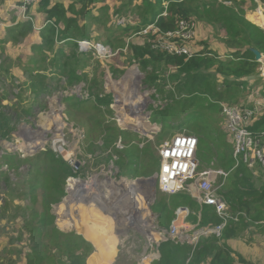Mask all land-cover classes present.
<instances>
[{
	"label": "rangeland",
	"instance_id": "374dc122",
	"mask_svg": "<svg viewBox=\"0 0 264 264\" xmlns=\"http://www.w3.org/2000/svg\"><path fill=\"white\" fill-rule=\"evenodd\" d=\"M167 1L163 0V6ZM39 3V0L33 2L26 14L21 9L23 0H3L0 7V174L2 181L3 176L8 178L13 183L12 187L17 189L14 205L36 209L39 218L31 220L34 225L40 221L46 207L54 219L53 223L48 221L41 229L44 247L36 256L33 254L31 237L23 229L24 219L21 214L18 212L16 215L12 209L8 217L0 218L3 264H27L28 256L36 257L44 264H70L73 254L84 263L86 261V264H150V259L160 258L158 243L166 239L157 231L160 224L157 223L156 215L159 219L160 214L159 204L155 202L163 197L168 200L167 196L173 195L162 192L157 185L156 175L162 164L158 148L175 133L192 134L197 139L196 173L212 171L215 177L213 185L219 191H225L235 170V160L232 139L226 134L222 106L249 105L264 92V81L259 74L229 79V83L231 80L246 83L245 90L229 101L219 99L221 97L216 99L194 95L188 100L183 96L180 102L171 103L157 91L156 86L146 83L152 66L144 70L133 59L134 46L153 43L161 37L156 32L145 31V28L140 31L134 29L142 22L141 13L147 4L144 0H50L49 7L62 4L67 9L74 5L76 11H80L79 14L68 12V16L76 17L79 31L90 38L79 37L73 40L59 39V32L65 27L64 22H58L56 18L49 19ZM199 3L204 12L208 7H214V16L218 13L216 8L227 6L223 13L227 18H232L233 13L242 16L251 8L248 2L242 5L241 2L225 4L220 0H199ZM27 16L33 18L31 27L21 28ZM191 20L197 23V37L188 43L191 53L197 54L206 44L205 49L222 55L221 58L228 57L230 48L223 39L229 35L237 37V32L233 29L229 31L225 22L214 24L197 17ZM41 24L44 26L37 30ZM52 26L56 29L53 35L54 47L62 49L58 56L61 61H68V55L77 51L71 49L74 42L79 44L81 41H90L94 46L100 44L108 51L101 56L97 48L86 50L79 47L80 51H85L78 69L83 74V81L75 85L67 84L66 78L60 75L55 66L51 67L55 53L46 46L43 34L51 35L45 29ZM126 28H130L127 30L129 32H124ZM176 68L171 65L164 72L169 74ZM36 72L40 79L46 77L49 83H46L49 92L41 90L37 96L30 93L27 86L29 81L37 80ZM210 73L214 76V70ZM53 74L60 77L53 80ZM93 79L100 81V87L94 89L98 96L90 88ZM214 84L219 93L227 91L224 77L216 75ZM250 86L254 88L249 89ZM106 96L111 98L108 105L99 102V98ZM233 100L237 101L232 103ZM130 110L138 112L139 123L147 124L139 127L135 125L137 123H133L134 126H122V120H130L132 114L127 117V113H133ZM164 110V114H161ZM165 114L166 121L162 122ZM4 115L15 128L7 135L3 134L2 128ZM181 124L182 129L178 130L176 126ZM261 131L264 132V128L253 130L255 133ZM199 137H203V140L200 141ZM57 138L63 141L56 142ZM111 139L115 141L110 142ZM60 146L66 151H72L74 157L82 163L76 174L82 182L71 183L75 194L78 193L75 197L73 190L71 196L67 190L71 176L66 178L64 193L60 194L57 186L61 181L62 168L46 156L52 150L63 157L62 153H58ZM130 146H137L136 149L140 151L138 165L135 166L139 167L142 175L136 177L123 175L117 163L118 152ZM217 149L222 150L216 152ZM68 155L66 152L65 156ZM222 162L232 167L226 168L221 165ZM249 169L256 171L254 175L257 177L260 172H264L257 167ZM122 179L134 183L146 179L156 182L151 186L141 185L137 190L139 196L136 195L135 200L140 197L138 201H142V205L132 204L134 208H126V195L123 199L115 186ZM195 181L196 177L188 183ZM6 186L3 182L0 185L1 197L8 190ZM81 187L83 190L76 189ZM150 188L152 195H149ZM180 192L187 193L185 190ZM2 205L3 202L0 203V217H3ZM149 205L151 216L146 219L145 225L153 227L154 236L144 231V223L140 220L145 213L144 208ZM227 206L233 216L240 212L238 207L234 208L228 203ZM13 215H16L14 219L9 218ZM244 215H240L238 221H231L225 229L229 227L233 230V239L239 243L243 240L242 248L245 252L253 242L254 246L250 244L253 246L252 251L256 253L257 260L260 259L258 263L264 264V220H251L246 213ZM149 236L153 237L152 240ZM85 241L94 248L96 244L100 247L105 245V258L97 254V248L90 254L92 249ZM189 258L190 254L185 261V254L182 253L177 257L183 264H187ZM210 258L205 264H217L216 261L211 263Z\"/></svg>",
	"mask_w": 264,
	"mask_h": 264
},
{
	"label": "trees",
	"instance_id": "16d2710c",
	"mask_svg": "<svg viewBox=\"0 0 264 264\" xmlns=\"http://www.w3.org/2000/svg\"><path fill=\"white\" fill-rule=\"evenodd\" d=\"M39 4L42 7V10L48 14L49 19L56 18L57 20L63 21L65 27L62 31L59 32V39H77L81 38H90L83 31H79V24L76 17H69L68 12L79 14L80 11L75 9L74 5H70L69 8H65L62 4L54 5L49 7L50 0H39ZM146 2V7L143 13H141L142 22L138 27H135L136 31L146 28L150 24H155L156 27L163 31H173L177 29L180 21L182 20H191L194 17L198 19H205L214 24L226 23L229 31L232 29L235 30L238 34L237 37L227 36L223 39L225 45L230 48L228 57L221 58V55L217 54L213 50L205 49L198 52L192 58L186 56H172L167 54L166 51L151 48L153 43L146 42L141 46H134L133 59H135L143 67L147 69L149 66H152V71L148 74L146 83L149 86H156V89L159 93L165 95L171 103L180 102L183 96H186L187 100L194 95H203L211 98L222 99L229 101L233 96H237V93L243 92L245 90L246 83L244 81L238 82L233 81L229 83V79H235L238 76H256L258 74V68L260 66V61H257L254 53L251 48L260 50L264 54V28L249 21L246 17V12L240 16L233 13L232 18H227L224 16V11L226 7L216 8L217 16H214V7H208L207 11H203L199 0H184V1H171L167 10L166 15H162L164 11L163 0H144ZM3 3V0H0V7ZM213 17L214 19H211ZM31 21H25L21 23V28L31 27ZM54 24V23H53ZM130 28H126L124 32H129ZM49 30L51 35L44 36L46 46H49L52 51L55 53L53 57V66L56 70L59 71L60 75L66 78V82L69 85H75L83 81V74L78 72L79 65L81 64V57L85 55V51H80L79 44L77 42L72 43L71 49H76V52H73L68 55V61H61L58 59L59 54L62 49L60 47H54L53 35L55 34V27L45 29ZM48 32V33H49ZM87 65V64H84ZM176 66V70L169 73L164 72L165 68L169 66ZM214 70V76L211 72ZM140 73V71H138ZM37 80L31 81L29 87L32 88V93L37 96L39 91L49 92V83L47 82L46 77L40 79L38 73H35ZM56 80V77H60L58 74H53ZM224 77V83H226L227 91L225 93H219L217 91V86L214 84L215 76ZM45 83V85L43 84ZM48 83V84H46ZM28 86V85H27ZM170 86L168 89L167 87ZM242 86V88H241ZM100 87V81L98 79H93L90 82V88L95 95L98 96V92H95L94 89ZM99 98V97H98ZM69 99V98H68ZM185 100V102H187ZM111 101L107 96L104 98H99V102L108 105ZM237 100H233L232 103H235ZM30 110V109H29ZM164 111H161V114H164ZM168 112V111H167ZM169 113V112H168ZM165 114L163 121H166ZM13 123V122H12ZM183 124L176 126L178 130L182 129ZM3 134L7 135L8 133L14 131V126L11 124V121L4 115L3 117ZM264 128V117L261 122H259L255 127H251L253 130H258ZM175 130V129H174ZM209 130V129H207ZM208 133V132H207ZM210 134V133H209ZM207 135V134H206ZM118 138V135H117ZM199 140L202 141L203 137H199ZM115 141L111 139L110 142ZM227 142V141H226ZM225 145L223 149H225ZM137 146H130L122 152H118L117 163L120 164L121 169L124 174H130L132 177H136L140 174V170L137 163L139 158V150L136 149ZM132 149V152L129 153V149ZM219 152L221 150L217 149ZM46 156L52 160L53 163L61 166L62 168V177L61 181L58 184V189L60 194L64 193L65 180L69 176H76V173L73 175L71 173L72 167L65 161L61 156L55 154L52 150L46 153ZM10 158H8L9 160ZM20 163H21V159ZM221 165H224L226 168H231L227 165L226 162H222ZM64 167V169H63ZM142 175V174H140ZM3 182L4 185H7V191L4 193L3 197L0 196V203L3 202L2 212L3 217H8L9 211L12 209L15 210L16 215L19 212L24 219V230L29 233L31 241L33 243V254L36 256L43 251L44 241L42 238L41 229L45 227L48 223H53V215L50 213V209L46 207L43 215L40 217V221H37V224L32 223V219L39 218L38 214L34 207L26 206L20 207L19 205H14L17 189L12 187L13 183L9 181L8 178L0 174V185ZM227 189L219 191V195L231 206L238 207V211H242L249 216L251 220H264V172H260L259 176H255L253 171L249 169L244 163H240L232 173L229 179ZM169 197L168 200H165L166 197L155 202L159 204V219L161 228L168 229L172 221L176 218V211L180 207H187L189 209V215L187 222L191 224H197L198 227L212 226L220 222V218L215 212L213 205L205 204L203 207L189 194L184 192L175 193ZM226 203V206H227ZM228 209V206H227ZM16 215H13L9 218L14 219ZM235 233L229 227L225 229L222 237L218 239L215 236L201 238L199 244L196 248L188 242L176 243L172 240L163 241L160 243L158 250L160 252V258L154 259L151 264H183L179 262L177 257L179 253L185 254V261L188 259L189 254L190 258L187 264H202L206 263L209 256H213L211 263L215 260H219V257L222 253V259L224 263L234 264V259L230 257L229 251L230 247L227 245L226 241L234 237ZM223 241V246H218V243ZM86 242V241H85ZM88 247L92 249L90 254L95 251V248L91 243L86 242ZM175 245V246H173ZM220 249V253L215 256L213 253L214 250ZM239 256V261L241 263L245 262V259L242 255ZM1 264V263H0ZM27 264H44L43 261H38L36 257H27ZM70 264H86L78 258L75 254L72 256V261ZM185 264V263H184Z\"/></svg>",
	"mask_w": 264,
	"mask_h": 264
},
{
	"label": "built area",
	"instance_id": "2783aa9c",
	"mask_svg": "<svg viewBox=\"0 0 264 264\" xmlns=\"http://www.w3.org/2000/svg\"><path fill=\"white\" fill-rule=\"evenodd\" d=\"M36 0H23L21 9L23 14L27 13L28 7ZM225 4L240 3L242 0H220ZM25 20L33 21L31 16L25 17ZM149 26L145 31L151 29ZM158 29L154 28V31ZM197 37V23L195 21L183 20L180 22L178 28L173 31H168L164 34L165 40H160V46L167 49L169 52L176 54H186L189 57L192 53L189 51L188 43L195 40ZM81 43V42H80ZM89 45H80L82 49L89 50L97 48L101 56L106 55L105 47L86 41ZM258 72L264 77V59L260 61ZM264 110V95L255 101L252 107L239 109L236 107H224V114L226 116L227 130L232 135L235 142V157H243L245 162L249 165L259 166L264 169V144L261 138H264V133L258 134L249 130L252 120L260 115ZM197 147V139L195 137L178 136L172 142H165L161 149L162 156L161 174H160V189L162 192L174 194L176 192L190 189L188 181L197 177L198 185V202L206 203L215 206L216 214L220 218V222L216 225L198 227V225H190L188 222H179L177 217L183 213L189 215L187 207H180L176 211V218L172 221L168 229L159 228L157 230L160 236L166 237L165 241L172 240L176 243L188 242L193 248H196L201 238L215 236L221 238L225 228L231 221H238L241 214L233 216L227 212L225 201L217 194V187L213 186L214 176L212 171L196 173L197 162L195 161V151ZM63 148V147H59ZM64 149V148H63ZM61 154L62 152H59ZM68 164L73 168V172L77 173L82 163L76 165L79 160L74 157L66 159ZM226 175V174H225ZM77 179L71 176L69 180ZM80 180V179H78ZM67 190L70 196L72 195L73 186L68 184ZM73 190V196L78 195ZM150 203V202H149ZM150 207H148L149 209ZM145 210V209H144ZM150 210V209H149ZM245 216V215H244ZM157 220V217H156ZM158 226V225H157ZM192 231V233H191ZM152 240V239H150ZM163 242V241H162ZM161 242L158 244L160 245ZM154 260V259H153ZM152 260V261H153ZM142 263V262H141Z\"/></svg>",
	"mask_w": 264,
	"mask_h": 264
},
{
	"label": "bare ground",
	"instance_id": "6f19581e",
	"mask_svg": "<svg viewBox=\"0 0 264 264\" xmlns=\"http://www.w3.org/2000/svg\"><path fill=\"white\" fill-rule=\"evenodd\" d=\"M171 1H184V0H168L167 2H166V5L164 6V11H163V13H162V15H166L167 14V10H168V7H169V4H170V2ZM183 21V20H182ZM191 21V20H190ZM193 21V20H192ZM181 22V21H180ZM180 24V23H179ZM149 26H152V28L151 29H149L148 30V32H156L157 33V35H161V37H160V39L158 40V41H155L154 43H153V45H152V47L153 48H158V49H161V50H164V51H166L169 55H172V56H186V57H188V58H192L193 56H195L196 55V53H192V56L191 57H189L188 55H186V54H181V55H179V54H176V53H173V52H169L167 49H165V48H162L161 46H160V43H159V41L160 40H165L164 39V34L166 33V32H163V31H161V30H159L157 27H156V25L155 24H150V25H148L145 29H147ZM154 28H156V29H158L157 31H154ZM178 28V27H177ZM176 30V29H175ZM80 45H84V46H87V45H89L88 43H86V41H81V43H79V47H80ZM188 47V46H187ZM81 48V47H80ZM189 48V47H188ZM189 51H190V49H189ZM191 52V51H190ZM140 92V91H139ZM140 94H143V93H141L140 92ZM264 94H261V95H258L257 97H256V99L255 100H253L252 102H251V104H249V105H247V106H229V107H236V108H239V109H244V108H246V107H252L253 105H254V103H255V101L256 100H258L259 98H261L262 96H263ZM224 107L225 106H222V113H223V116H224V118H225V129H226V134L232 139V143H233V157H234V160H235V168L240 164V163H244L245 165H248V167L249 168H253V167H257V168H259V169H261L259 166H257V165H255V166H250L249 165V163L248 162H245L244 160H243V157H235V142H234V139H233V137H232V135L228 132V130H227V122H226V116H225V114H224ZM128 109H126V111H127ZM130 111H133V113H127V117H129V115H131L129 118H130V120L128 121H123L122 120V122H123V125L122 126H134L133 125V123L135 124V123H137V124H135V125H137V127H139V126H143V125H146L147 123H139L140 121H139V114H138V112L136 111V110H130ZM138 114V115H137ZM262 114H264V110L262 111V113L260 114V115H258V116H256L253 120H252V122H251V124H250V126H249V130H251V131H253L252 129H251V127H252V125H253V123L255 122V120L259 117V116H261ZM141 120V119H140ZM139 125V126H138ZM261 133H264V132H259L258 134H261ZM178 136H186V137H194L192 134H190V133H175V135L169 140V141H166V142H172V141H174L175 139H176V137H178ZM261 140H262V143L264 144V138H261ZM56 142H61V141H63L61 138H57L56 140H55ZM161 147H162V145L158 148L159 149V153H160V149H161ZM58 151L59 152H62V154L64 155L63 156V158L65 159V161L67 162V160L66 159H70V158H73V155L74 154H72L71 152L72 151H66L65 149H63V148H60V149H58ZM196 151H197V147H196ZM196 151H195V158H196ZM67 152V154H70V155H68V156H65V153ZM161 155V154H160ZM161 159H162V156H161ZM68 163V162H67ZM79 163V162H78ZM80 164V163H79ZM79 166V165H78ZM262 171H264V169H261ZM204 172H207V171H204ZM256 172V171H255ZM202 173V172H201ZM77 174V173H76ZM160 174H161V169H160V171H159V173L156 175V179H157V185H158V188L160 189ZM200 174V173H199ZM74 177H76V176H74ZM77 178V177H76ZM138 180V179H137ZM196 180H197V177H196ZM73 182H77V183H81L82 181L81 180H78V179H75V180H69V182H68V184H70L71 185V183L73 184ZM154 182H156V180H149V179H146L145 181H142V180H138V182L137 183H134V181H129V180H126V179H122L120 182H117L116 183V190L118 191V193L119 194H121L122 195V197L123 196H125L126 195V197H125V200H128V202H126V203H124V204H126V208H128V207H132V208H134L133 206H132V204H134V205H142V204H140V202H142V201H138V199L139 200H141V198L140 197H138L137 198V201L139 202V203H136L137 201L135 200V196L137 195V196H139L138 194H136V192H137V190L139 189V187H141V185H152ZM144 183V184H143ZM189 185H190V189L188 190V189H186L185 191L187 192V193H189L197 202H198V194H199V192H198V185H197V181H195L194 183H188ZM92 185H94V184H92ZM214 186V185H213ZM83 187V186H82ZM82 187L81 188H76V189H78L79 191L82 189ZM83 190V189H82ZM150 190V192H149V195H152L151 194V191H152V189L150 188L149 189ZM161 190V189H160ZM78 191V192H79ZM180 192V191H179ZM179 192H176V193H179ZM165 193V192H164ZM169 194V193H168ZM175 194V193H174ZM217 194L219 195V188H217ZM220 196V195H219ZM86 197V196H85ZM152 197V196H151ZM221 197V196H220ZM134 198V201H132L131 202V200ZM123 199H124V197H123ZM223 199V198H222ZM224 200V199H223ZM225 201V200H224ZM199 203V202H198ZM119 204V203H118ZM144 204V203H143ZM206 203H199V205L201 206V207H203L204 205H205ZM225 204H226V202H225ZM125 208V207H124ZM214 208H215V206H214ZM145 210H144V215H142L141 217H140V220L142 221V223H144L143 225H144V231L146 232V233H148V234H151L152 236H154V231H153V227L151 228V227H148V226H146L145 225V223H146V219L147 218H149L150 216H151V211L148 209V207L146 206V208H144ZM215 210H216V208H215ZM227 212H229L228 211V209H227ZM230 213V212H229ZM238 214H241V215H244L245 213L244 212H242V211H240ZM144 220H145V222H144ZM153 226V225H152ZM150 235V236H151ZM149 236V237H150ZM159 237V236H158ZM157 237V238H158ZM151 239L153 238V237H150ZM155 238V237H154Z\"/></svg>",
	"mask_w": 264,
	"mask_h": 264
},
{
	"label": "crops",
	"instance_id": "0c3cea01",
	"mask_svg": "<svg viewBox=\"0 0 264 264\" xmlns=\"http://www.w3.org/2000/svg\"><path fill=\"white\" fill-rule=\"evenodd\" d=\"M247 2L251 4L250 10L246 12L247 19L249 21H251V22H253V23H255V24H257V25H259V26L264 28V0H242L241 1L242 5L248 4ZM25 21H27V20H25ZM43 26H44V24H41L39 26L40 28L37 29V30H41ZM200 26H201V23H199L198 28H200ZM200 51L201 50H198V52H200ZM221 57H222V55H221ZM258 74H259V77L264 81V77H262L259 72H258ZM30 82L31 81H29V83ZM29 83L27 85H28V89L30 90V93H31L33 90H32L31 87H29ZM247 88H248V86H247ZM253 88L254 87H251V86L249 87V89H253ZM262 94H264V92ZM263 117H264V114L259 116L255 120V122L253 123L252 127H255V125H257L259 122H261ZM246 166H248V165H246ZM253 173L256 174L255 172H253ZM149 207L151 209L150 205H149ZM156 217H157V223H158L159 222L158 221V216L156 215ZM187 218H188V215H186V213H183L182 215H180V217H177V219L180 220V222H183V221L187 222ZM189 224L192 225V226L196 225V224L193 225L191 223H189ZM158 227L161 228L160 226H158ZM203 238H205V237H203ZM218 239H220V238H218ZM223 243H225V242L220 241L218 243V246L222 247ZM226 243L231 249L228 253H229L230 257L234 259V264H260V263H258V260H260V259L257 260L256 253L254 251H252V247L255 245L253 242L250 243L253 246H251L250 244H249V246H247V248H248V250H250V252L248 250L246 252H245V250H243V248H242L243 240H241V243H239V241L237 239H233V237H232V238L228 239L226 241ZM1 246H2V249H3V245H1ZM4 247H5V245H4ZM104 247H105V245H102L100 247L99 245L96 244V248L98 250L97 254L101 258H105V255H107L106 254L107 251H106V249ZM96 248H95V250H96ZM2 249H0V250H2ZM116 252H118L117 248H116ZM219 253H220V249L217 247L216 252H215V256L218 255ZM115 255H116V253H115ZM238 255H242L243 256V258L245 259L244 263H241L239 261V256ZM222 256H224V253L221 254V256L219 257V260H215L217 264H227V263H224L223 260H221ZM156 259H159V258H156ZM210 259L212 260L213 257L211 256ZM3 260H4L3 259V251L2 252L0 251V263L1 264H3ZM152 260L153 259H150V262H149L150 264H151ZM139 264H141V263H139ZM202 264H204V263H202Z\"/></svg>",
	"mask_w": 264,
	"mask_h": 264
},
{
	"label": "water",
	"instance_id": "95a60500",
	"mask_svg": "<svg viewBox=\"0 0 264 264\" xmlns=\"http://www.w3.org/2000/svg\"><path fill=\"white\" fill-rule=\"evenodd\" d=\"M251 50H252V52L254 53L255 58H256L257 61H261V60L264 59V54H263L260 50L255 49V48H251ZM37 149H38V148H37ZM76 165L78 166L79 163L77 162ZM150 206H151V205H150Z\"/></svg>",
	"mask_w": 264,
	"mask_h": 264
},
{
	"label": "flooded vegetation",
	"instance_id": "af4514ba",
	"mask_svg": "<svg viewBox=\"0 0 264 264\" xmlns=\"http://www.w3.org/2000/svg\"><path fill=\"white\" fill-rule=\"evenodd\" d=\"M133 220H134V217H133Z\"/></svg>",
	"mask_w": 264,
	"mask_h": 264
}]
</instances>
